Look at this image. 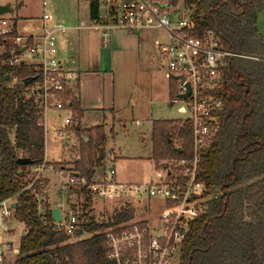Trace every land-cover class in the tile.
<instances>
[{"label": "trees", "instance_id": "trees-1", "mask_svg": "<svg viewBox=\"0 0 264 264\" xmlns=\"http://www.w3.org/2000/svg\"><path fill=\"white\" fill-rule=\"evenodd\" d=\"M183 5L197 19V33L213 30L221 48L257 60L231 59L215 92L223 112L217 133L200 154L198 180L219 194L192 224L179 264H264V35L256 23L264 0H183ZM88 9L90 21L96 23L98 1L91 0ZM1 46L7 52L0 55V201L14 198L13 220L23 225L13 264H110L102 232L132 219L131 212L121 210L111 221L98 224L92 217L90 195L82 189L79 202L85 221L76 236H90L69 243V237L42 224L36 200L29 192H21L26 187L27 168L40 164L45 152L44 133L37 125L38 109L24 95L37 78L25 66L5 64L12 42L0 37ZM30 77H35L34 82L24 85L23 80ZM169 95L175 99L174 90ZM72 109L77 115L72 132L79 153L70 165L90 182L103 169L107 136L102 126L81 130L78 100L72 101ZM177 124V120L152 123L154 164L190 158V126ZM18 152L32 164L18 165ZM42 216L51 220L48 210Z\"/></svg>", "mask_w": 264, "mask_h": 264}, {"label": "built area", "instance_id": "built-area-1", "mask_svg": "<svg viewBox=\"0 0 264 264\" xmlns=\"http://www.w3.org/2000/svg\"><path fill=\"white\" fill-rule=\"evenodd\" d=\"M181 1L182 5L179 3ZM111 22L98 25L101 48L110 47V32L122 28L128 34L152 29L165 33L164 42L155 41V59L164 72V77L175 84L177 111L187 115L177 120L178 127L190 126L192 154L190 158H172L156 164L154 175L146 183L125 184L118 181L113 168L103 166L100 174L87 182L80 178L72 167L60 168L56 175L64 182L59 184L60 197L70 189L80 201V191L86 189L93 199L124 201L118 212L132 213V219L106 228L105 254L110 264H179L181 249L189 236L192 224L204 215L206 204L219 194L218 190L198 180L200 154L218 131V122L223 105L215 92L223 81V72L234 58H249L227 51L219 45L213 30L197 33V19L191 10L184 7L183 0H106ZM43 14L38 33L22 36L0 19V37L12 42L9 58L4 61L9 67L25 66L37 80L24 92L38 109L37 125L47 131L49 111L62 115L61 129L56 130L59 138L73 135L77 115L72 101L77 100V75L64 67L59 57V38L67 34L68 28L56 24L51 13L42 2ZM14 34L11 38L8 37ZM0 55L7 51L0 47ZM26 54V58L22 55ZM257 60L255 58H249ZM12 84L15 80L11 81ZM187 98L183 99L184 95ZM60 117V116H59ZM17 156L22 157V152ZM29 183L21 190L27 191L36 200L42 224L51 232L73 236L85 220L78 213L63 214L64 204L49 205V188L44 173L49 170L46 161L29 168ZM159 201L156 206L151 202ZM14 198L0 201V263L7 250L2 233L8 231L14 215ZM42 208V210H41ZM60 209V221H47L42 216L47 210ZM146 217L134 221V214ZM101 224V223H100Z\"/></svg>", "mask_w": 264, "mask_h": 264}, {"label": "rangeland", "instance_id": "rangeland-1", "mask_svg": "<svg viewBox=\"0 0 264 264\" xmlns=\"http://www.w3.org/2000/svg\"><path fill=\"white\" fill-rule=\"evenodd\" d=\"M42 2H46L48 11L57 23L67 27L71 24L79 26L81 20L89 23L88 9L84 0H0V5L9 9L8 13L2 17L9 26L16 24L21 32H27L30 27L35 30L43 14ZM179 3L182 5L181 1ZM103 9L107 15L109 9L106 0H103ZM258 18L264 25V16ZM70 33L79 37L80 56L83 52L87 54L89 50L93 53L88 63L90 67L96 70L101 64L99 73L82 71L80 74V77L83 76L86 81L88 80L84 97L85 104L96 103L100 109L111 108V103L114 105L117 135L113 147L117 160L115 163L111 162L114 160L113 155L108 156L107 153L105 156L107 161L104 160L103 165L113 168L121 183L136 185L146 183L155 172L154 165L148 160L151 154V123L154 120L171 121L187 118V115L177 112L179 104L168 94L169 84L170 89L176 93L174 81L169 82L164 77V72L155 59L156 51L153 48V42L154 40L164 42L165 33L162 30L152 29L132 36L124 29L117 27L110 32L111 50L98 49L97 38L100 32L82 29L81 31L72 30ZM26 56V54L22 55L23 58ZM46 116L47 131L44 151L48 162L58 161L50 164L51 168L57 171L70 165L72 160L77 158L78 142L75 136V145L71 149L69 146L73 144V139H70L72 135L68 134L64 138L57 136L56 130L63 127L62 115L49 111ZM101 126L104 130V126ZM30 176L31 170L27 168L23 181L29 183ZM63 182L64 179L58 177L54 179V188L47 202L50 204L42 203L41 207L49 208L57 202H62L64 204L63 214L78 213L80 215V202L78 198L76 199L75 191L68 189L60 197L58 187ZM92 202L93 220L100 224L111 221L116 211L121 209L124 201L103 198L93 199ZM158 202H151V204L156 206L160 204ZM145 217L142 213L136 212L134 221ZM22 230L23 225L12 219L8 231L2 233L3 244L7 246V250L3 252L0 264H13L14 257L17 259L16 256H12V250L16 248ZM77 231L78 229L73 236H69V243L87 239L90 236V234H82L78 237L76 236Z\"/></svg>", "mask_w": 264, "mask_h": 264}, {"label": "crops", "instance_id": "crops-1", "mask_svg": "<svg viewBox=\"0 0 264 264\" xmlns=\"http://www.w3.org/2000/svg\"><path fill=\"white\" fill-rule=\"evenodd\" d=\"M84 1H85L86 5H87V9H88L91 0H84ZM97 1H98V9H99V11H98V20H97L96 23L90 21V19H89V9H88V20H89V23H87L85 20H81V22L79 23V26H74L73 24H71L70 27H67L66 25H62L60 23L55 22V20H54V22L56 24L65 26L66 28L69 29L67 34L64 35V37L59 38V41H58L59 51H60L59 57H60L61 62L64 64V67H66L67 69L73 71L77 75V80H78L77 81V97H78L77 100L79 102L80 111H81V113L83 115V117H82V119L80 121L81 130L84 131V130H88V129L94 128L96 126L103 125L104 126V132L108 136V139H107V142H106V145H105V149H106L105 156L107 155V153H108V156L109 155H113L112 157H113L114 160L111 161V162L115 163V161L117 160V156H116V153H115V149L113 147L114 146L113 143H114V139H115V137L117 135L116 131H115V126L117 124V119H116L115 114H114L115 113L114 105H113V103H111V105H110L111 108H109V109L101 108L100 109L99 108L100 106L96 105V103L95 104H85L84 97H85V94H86V91H87L88 80L86 81L85 78H83V76L80 77V74H82L81 73L82 71H84V73H87V72H92L94 74L99 73L100 68H101L100 67L101 64L98 67L99 69L96 68V70L94 68L90 67L91 65L88 64V63H89V61L91 59V56H93V53L91 52V50H89V52L87 54H85V52H83L82 55H81L82 56V59H81L80 49H79V48H81L80 45H79L80 44L79 37L74 36L75 34L73 35V34L70 33V31H72V30L73 31H81L82 29H87V30L91 29V30H93L95 32H100V34H99V36L97 38V44H98V49L101 48V46L99 44V38L101 36L102 31H101V29H95L94 27H96L98 25L109 24L108 22L109 21L111 22L112 20H111V17L108 16V14L107 15L105 14V9H103V0H97ZM259 16H264V11L261 14H258L257 19H256L258 30H259V32L262 35H264V25H262V22L258 18ZM0 19L5 20L2 16L0 17ZM10 26L17 32V34L22 35V36H29V34L38 33V31L40 29L39 28L40 19L38 20V25L36 27L37 29L34 30V29H31V27H30L29 30H27V32H24V31L21 32L19 29H17L16 24H13V25L11 24ZM140 34L141 33H134V34H131V35L134 36V35H140ZM77 35H79V34H77ZM154 42H155V40H154ZM83 44H85V43H83ZM109 44H110V47H111V42H109ZM154 46H155V43L153 45V48L155 50ZM110 47L108 49L101 48V50H111ZM169 91H170V84H169V87H168V94H169ZM101 110H103L104 112L101 111ZM107 111H108L109 116H107L108 115ZM154 121H160V120H154ZM154 121L152 123H154ZM152 123H151V128H152ZM74 137H75V135L73 134L71 136V138H70V139H73V144L69 146V148H71V149L75 145V138ZM44 148H45V143H44ZM69 148L67 149L68 152L70 151ZM150 148H151V154H150V157L148 158V160L152 163V165H154V169H155L156 168V164H154L153 160H152V130H151V145H150ZM45 154L46 153L44 152V160L46 161L49 170L44 173V179H45L46 184H47V186L49 188V192H48V196H49L51 194V192L53 191V188H54V184H53L54 179L57 177V175H56L57 171H54L53 168H51L50 164H52L54 162H58V161L48 162L47 159H46ZM59 161H61V160H59ZM106 161H107V158H106L105 162ZM69 166L72 167L71 165H67L66 167H69ZM16 251L17 250L15 248H13L12 256L16 255V253H17ZM14 259L16 260L15 257H14Z\"/></svg>", "mask_w": 264, "mask_h": 264}, {"label": "water", "instance_id": "water-1", "mask_svg": "<svg viewBox=\"0 0 264 264\" xmlns=\"http://www.w3.org/2000/svg\"><path fill=\"white\" fill-rule=\"evenodd\" d=\"M9 9L6 6L1 5L0 6V16H3L4 14L8 13ZM7 79V77H6ZM34 80L33 77L27 78L23 80L24 85H29ZM187 95L183 96V99L187 98ZM16 163L20 166H30L32 162L28 158L20 157L16 160ZM16 207V204H14V208ZM51 218L53 221H60V209L59 208H53L51 210ZM17 252V251H16Z\"/></svg>", "mask_w": 264, "mask_h": 264}]
</instances>
